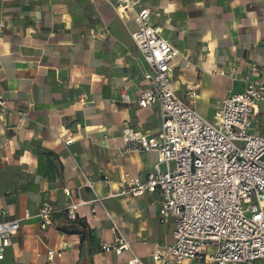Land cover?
Returning <instances> with one entry per match:
<instances>
[{"label": "crops", "instance_id": "crops-1", "mask_svg": "<svg viewBox=\"0 0 264 264\" xmlns=\"http://www.w3.org/2000/svg\"><path fill=\"white\" fill-rule=\"evenodd\" d=\"M140 7L153 11L152 23L181 52L171 65V87L183 95L198 84L196 107L206 119L214 120L222 101L245 88L252 66L258 68L253 78L264 82V0H139L124 18L104 0H0L7 24L0 28V97L9 108L0 111V221L2 210L22 219L0 264H129L134 258L153 264L152 253L173 244L172 221L159 219L160 193L107 197L101 182L108 176L116 187L124 174L145 176L158 158L154 151L125 152L122 138L125 127L159 129L155 107L138 105L147 63L131 33ZM232 69L234 79L219 73ZM252 132L264 133V102ZM82 170L105 199L94 213L80 206L78 220L69 222L68 204L95 197L88 187L76 191L84 184ZM64 187L73 193L66 196ZM44 201L60 209L57 227L40 228L35 215ZM26 211L33 217L23 219ZM113 224L129 243L121 254L100 249L114 240Z\"/></svg>", "mask_w": 264, "mask_h": 264}, {"label": "built area", "instance_id": "built-area-1", "mask_svg": "<svg viewBox=\"0 0 264 264\" xmlns=\"http://www.w3.org/2000/svg\"><path fill=\"white\" fill-rule=\"evenodd\" d=\"M104 1L121 18L139 4V0ZM152 15L149 7L137 10V29L131 37L147 63L138 105L155 107L159 129L150 133L125 127L122 138L125 152L154 151L158 158L151 172L145 176L124 174L116 187L110 177L104 176L101 182L108 191L107 197L160 193L159 219L162 223L172 221L174 242L165 250L152 253L153 264H182L187 260L199 264H255L264 259V133L252 132V117L259 103L264 102V82L253 78L258 68L252 66L250 73L244 75L245 88L222 101L214 120L206 119L196 107L198 84L183 95L171 87V65L181 52L162 36L161 27L151 21ZM6 27L0 14V28ZM235 72L219 71L233 79ZM123 101L129 102L125 94ZM7 110L6 101L0 97V111ZM16 113L27 117L24 111ZM59 139L66 145L73 142L64 136ZM81 173L84 184L76 191L88 187L95 197L68 204L63 211L69 222L78 220L80 206L87 204L94 213L93 205L105 199L98 195L87 172ZM63 193L70 196L73 190L64 187ZM59 212L50 201H44L35 215L40 228L57 227ZM7 214L6 210L1 211L4 218L0 221V261L21 230L22 219L6 218ZM32 217L26 211L23 219ZM113 230L114 240L101 242L100 249L121 254L129 249V243L115 224ZM54 255L49 251L48 259ZM129 264L148 263L134 258Z\"/></svg>", "mask_w": 264, "mask_h": 264}, {"label": "rangeland", "instance_id": "rangeland-1", "mask_svg": "<svg viewBox=\"0 0 264 264\" xmlns=\"http://www.w3.org/2000/svg\"><path fill=\"white\" fill-rule=\"evenodd\" d=\"M171 167L174 168V164L173 163L171 164Z\"/></svg>", "mask_w": 264, "mask_h": 264}]
</instances>
